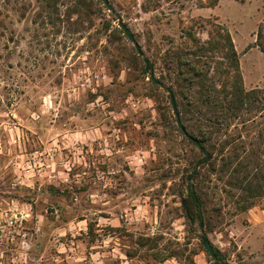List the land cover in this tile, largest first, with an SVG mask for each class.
<instances>
[{"label":"rangeland","instance_id":"obj_1","mask_svg":"<svg viewBox=\"0 0 264 264\" xmlns=\"http://www.w3.org/2000/svg\"><path fill=\"white\" fill-rule=\"evenodd\" d=\"M199 1L108 0L112 13L93 0L91 25L71 14V0L54 11L43 0H0V264H213L202 236L228 264H264V197L246 205L235 180L244 171H220L218 146L192 182L208 225L185 217L187 176L202 156L177 126L172 81L159 63L145 70L158 46L179 42L180 19H216L244 88H264L254 45L264 0Z\"/></svg>","mask_w":264,"mask_h":264},{"label":"trees","instance_id":"obj_2","mask_svg":"<svg viewBox=\"0 0 264 264\" xmlns=\"http://www.w3.org/2000/svg\"><path fill=\"white\" fill-rule=\"evenodd\" d=\"M43 1L47 8L56 10L55 2L58 0ZM71 1V14L86 18L92 25V15L99 11L98 4L93 0ZM219 1L200 0L198 7L213 8ZM216 21L198 18L185 23L180 19L179 42L171 38L166 46H158L154 61L143 59L148 61V70L159 63L161 76L172 81L173 86L169 87L168 92L173 95L176 105L183 109L182 130L179 129L202 156L187 176L189 199L182 206L185 217L189 222L197 221L199 228L200 224L205 227L208 222L203 216V200L192 182L201 169L207 165L213 166L216 146L222 162L220 171H226L233 164H236L234 174L241 169L244 171L240 182L237 176L235 180L238 188H246L250 194L243 199L246 205H253L252 199L264 197V117L257 121L255 115V112L264 111V88H244L232 37ZM108 25H105V29L109 28ZM200 32L207 35L206 40L199 37ZM254 45L264 54V18L258 26ZM233 122H236V136L228 131ZM243 134L247 140L242 139ZM230 149L234 151L233 154L225 157L224 154H228ZM149 241L151 239L141 238L139 244L145 246ZM204 251L210 255L205 248ZM172 257L169 255L167 258ZM212 260L213 264H228L216 250Z\"/></svg>","mask_w":264,"mask_h":264},{"label":"water","instance_id":"obj_3","mask_svg":"<svg viewBox=\"0 0 264 264\" xmlns=\"http://www.w3.org/2000/svg\"><path fill=\"white\" fill-rule=\"evenodd\" d=\"M101 1H102L103 5L107 7V9L109 11L112 10L111 5H109V3H108V0H101ZM118 25H119L120 29L124 32V34L128 37L129 41L135 46L139 55H142V53L139 51V49L135 45V40H134L132 33L129 31V29L125 26V24L120 19L118 20ZM145 63H146L145 70H148L147 69V62H145ZM149 78L152 82L157 83L156 79L154 78L153 72H149ZM168 93H169L170 105H171L172 111L176 117L177 126L182 130L174 97L171 94V92H168ZM190 223L192 225L193 221H190ZM202 228H203V225L200 224V229H202ZM201 240H202V244H203V247L205 248V250L213 257L214 256V250H213L209 240L204 236L201 237Z\"/></svg>","mask_w":264,"mask_h":264}]
</instances>
